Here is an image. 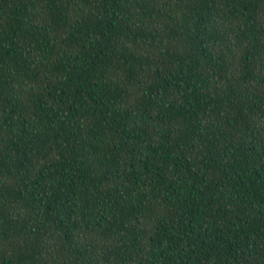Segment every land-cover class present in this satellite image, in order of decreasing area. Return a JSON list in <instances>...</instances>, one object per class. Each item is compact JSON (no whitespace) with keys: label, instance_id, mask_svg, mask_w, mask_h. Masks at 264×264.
<instances>
[{"label":"trees","instance_id":"16d2710c","mask_svg":"<svg viewBox=\"0 0 264 264\" xmlns=\"http://www.w3.org/2000/svg\"><path fill=\"white\" fill-rule=\"evenodd\" d=\"M0 264H264V0H0Z\"/></svg>","mask_w":264,"mask_h":264}]
</instances>
